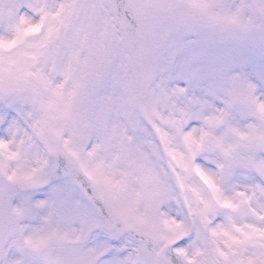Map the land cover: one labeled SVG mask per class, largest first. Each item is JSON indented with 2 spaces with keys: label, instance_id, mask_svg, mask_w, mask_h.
I'll use <instances>...</instances> for the list:
<instances>
[{
  "label": "snow or ice",
  "instance_id": "6c2138e0",
  "mask_svg": "<svg viewBox=\"0 0 264 264\" xmlns=\"http://www.w3.org/2000/svg\"><path fill=\"white\" fill-rule=\"evenodd\" d=\"M0 264H264V0H0Z\"/></svg>",
  "mask_w": 264,
  "mask_h": 264
},
{
  "label": "rangeland",
  "instance_id": "374dc122",
  "mask_svg": "<svg viewBox=\"0 0 264 264\" xmlns=\"http://www.w3.org/2000/svg\"><path fill=\"white\" fill-rule=\"evenodd\" d=\"M248 71L252 72L251 69H249ZM252 75H253V78L254 79H259L260 76L262 75L260 69H259V66L257 67L256 71L255 72H252Z\"/></svg>",
  "mask_w": 264,
  "mask_h": 264
}]
</instances>
